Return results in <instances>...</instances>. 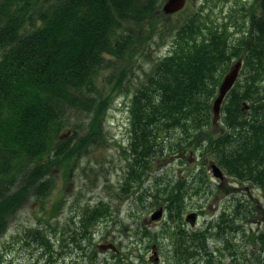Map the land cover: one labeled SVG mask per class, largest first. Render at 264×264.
<instances>
[{"label":"trees","instance_id":"16d2710c","mask_svg":"<svg viewBox=\"0 0 264 264\" xmlns=\"http://www.w3.org/2000/svg\"><path fill=\"white\" fill-rule=\"evenodd\" d=\"M161 1L0 0V235L23 204L44 202L53 187L54 167L102 140L114 89L129 94V157L121 189L140 182L157 155L186 149H207L227 175L239 182L250 179L264 189V0H253L245 30L233 22L235 35L227 22H207L202 8L194 12L174 29L168 53L129 91V68L122 63L146 34ZM237 59L238 78L219 112L223 131L212 137L207 132L213 122L211 103ZM103 70H108L103 83L114 88L105 94L98 83ZM81 116L86 121L76 126L86 130L78 135L73 129L75 135L63 138V128ZM203 185L198 174L191 185L163 184L149 195L152 207L163 192L162 205L171 221L162 230L171 241L169 264H194L198 255H210L207 237L238 228L236 217L249 216L248 206L235 199L231 214H219L215 232L212 223L194 231L178 225L185 189ZM110 216L102 200L86 205L64 226L59 240L67 237L85 253L82 243L91 240L90 227ZM42 228L27 233L56 252ZM106 246L115 248H99ZM95 251L87 256L95 258Z\"/></svg>","mask_w":264,"mask_h":264},{"label":"rangeland","instance_id":"374dc122","mask_svg":"<svg viewBox=\"0 0 264 264\" xmlns=\"http://www.w3.org/2000/svg\"><path fill=\"white\" fill-rule=\"evenodd\" d=\"M164 1L149 18L146 34L142 35L131 55L122 63V68H129L126 72L130 79L129 91L133 90V84L155 60L168 53L174 29L184 24L194 12L202 8L207 22H227L230 32L234 33L236 27L231 28L233 22L241 24L238 28L245 30L248 12L255 6L253 0H185L180 10L167 15L161 10ZM107 73L108 70H103L98 79L104 94L114 89L112 85L103 83V75ZM113 91L102 124V140L89 145L86 152L69 159L66 165L54 167L51 174L53 187L42 204L29 200L12 215L6 230L0 235V264H121L118 258L126 264H169L172 261L168 252L171 241L162 230L171 221L162 205L160 196L163 192L159 191L162 194L158 195L154 206L148 204L152 201L149 195L155 192V187L162 188L163 184L176 181L188 186L198 174L203 177L201 189L187 188L183 194L185 207L176 223L187 231L203 229L212 223L211 231L215 232L218 229L214 223L219 220L222 210L231 214L235 199L245 203L247 182L236 181L220 167L222 177H214L210 165L217 164L207 149L159 154L150 161L140 182L127 187V190L121 189L129 157V94ZM81 117L63 128V138H68L73 129L78 135L86 130L76 126L82 124V120L86 121L85 117ZM222 131L219 113L207 132L216 137ZM248 192L252 215L249 214L247 219L236 217L238 228H228L226 233L220 235H209L205 245L210 255H198L194 264H264V189L249 186ZM140 194L143 198L139 201ZM99 200L108 204L111 216L90 227L91 240L82 243L85 253L67 237L59 240L62 229L71 224L73 215L82 207L93 206ZM160 206L161 216L157 220H150L151 213ZM190 211L197 214L192 227L184 220V215ZM41 226L53 241L52 248L59 254L48 251L31 234L28 235V230ZM101 244H113L115 248L112 250L106 246L101 250ZM93 249L96 250L95 258H90L87 255H91ZM152 251H155V255Z\"/></svg>","mask_w":264,"mask_h":264},{"label":"water","instance_id":"95a60500","mask_svg":"<svg viewBox=\"0 0 264 264\" xmlns=\"http://www.w3.org/2000/svg\"><path fill=\"white\" fill-rule=\"evenodd\" d=\"M184 3L185 0H165L161 6V10L164 14L169 15L180 10L183 7ZM240 66H241V60L237 59L224 73V75L220 80V83L217 86L216 96L214 97L211 103V112H212L213 121L219 115L221 104L227 92L230 90V88L238 78ZM243 108H246L245 104ZM210 169L214 177H218V178L222 177V172L218 166H216L215 164H211ZM161 213H162V208H157L151 213L150 220H157L161 216ZM196 216L197 214L195 211H190L184 215V220L189 224L190 227H192L195 224ZM153 254L155 255V251H153Z\"/></svg>","mask_w":264,"mask_h":264},{"label":"flooded vegetation","instance_id":"af4514ba","mask_svg":"<svg viewBox=\"0 0 264 264\" xmlns=\"http://www.w3.org/2000/svg\"><path fill=\"white\" fill-rule=\"evenodd\" d=\"M247 182V185H245V192L247 193V198L245 197V205L246 206H248V210H250L249 212H248V215L249 214H251L252 215V210L249 208V202H248V200H249V197H250V194H249V186H251V187H253V186H255V187H258V188H260L259 186H257L255 183H253L250 179H245V183ZM255 212H256V210H254ZM247 219V218H246Z\"/></svg>","mask_w":264,"mask_h":264}]
</instances>
